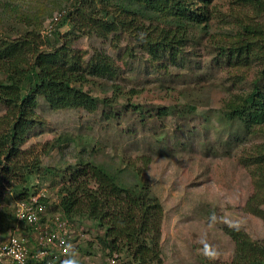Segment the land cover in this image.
Segmentation results:
<instances>
[{"label": "rangeland", "instance_id": "rangeland-1", "mask_svg": "<svg viewBox=\"0 0 264 264\" xmlns=\"http://www.w3.org/2000/svg\"><path fill=\"white\" fill-rule=\"evenodd\" d=\"M1 1L0 36L19 37L26 31V16L22 13V21H14L15 13H5ZM30 1L12 0V4L28 12ZM72 1L62 0L56 9L47 3L54 10L38 29L45 40L43 49L58 45L53 31L57 29L61 36L69 31L65 14ZM209 1L207 22L191 25V38L177 60L169 63L165 57L155 68L127 32H120L118 40L89 35L74 39L72 53L78 52L83 66L93 54L103 53L118 70L110 81L89 78L96 83L94 97L111 99L109 105L100 102L93 113L80 108L52 110L38 100V124L21 149L30 152L28 161L35 156L40 160L41 169L32 176L31 186L34 194L44 195L48 214L43 222L59 215L53 207L68 173L90 163L118 172L126 186L145 185L149 198L160 202L161 264H231L235 246L227 229L240 230L252 241L264 240V222L245 210L254 193V166L242 161L264 142V126L263 132H248L240 138L239 128L229 127L223 116L229 99L251 90L258 68L243 67L218 50L233 39L235 21L253 20V14L238 0ZM191 3L196 9L205 4L202 0ZM55 14H61L60 19L49 31ZM3 78L0 74V81ZM115 85L122 93L117 101L111 98ZM131 90L134 95L128 93ZM163 107H171V114L157 117L156 111ZM108 111L116 112L115 118L106 120ZM5 112L0 104V116ZM143 156L150 159L146 166L140 160ZM15 194L0 182V211L11 212ZM70 222L74 227L71 247L96 252L73 251L71 262L106 264L109 255L103 256L98 242L103 229L87 220ZM14 225L11 217L0 222V244ZM20 230L30 236L33 232L24 226Z\"/></svg>", "mask_w": 264, "mask_h": 264}, {"label": "trees", "instance_id": "trees-1", "mask_svg": "<svg viewBox=\"0 0 264 264\" xmlns=\"http://www.w3.org/2000/svg\"><path fill=\"white\" fill-rule=\"evenodd\" d=\"M61 1L31 0L28 12H22L12 0L1 1L5 13H15L14 21L21 22L23 14L27 19L26 31L19 37L0 36V74L4 77L0 81V104L6 107L0 116V182L3 187L12 188L16 200L27 201L34 194L31 179L41 169L39 158L28 161L30 152L21 149L26 135L38 124L35 111L39 98L52 110L80 108L89 113L95 112L100 102L111 103V99L100 101L94 97L96 83L92 84L89 78L110 81L117 75V66L103 53L93 54L83 66L78 52L72 53L74 39L89 35L118 40L120 32H127L155 68L165 57L169 63L177 60L191 38V25L207 22L210 2L202 0L203 8L196 9L192 0H73L66 13L69 31L64 36L57 29L53 31L58 45L43 49L45 40L38 29L54 10L47 3L56 9ZM238 1L252 12L253 20L235 21L233 39L218 50L243 67L249 69L254 64L258 68L251 90L233 96L224 108V121L229 127H238L242 138L248 132H263L264 126V0ZM84 86H88L85 91ZM113 88L111 98L117 101L122 93L117 85ZM128 93L135 94L133 90ZM170 111L171 107H163L155 114L162 118ZM106 114V120L116 116V112ZM252 152L242 160L245 165L254 166V193L245 210L264 222V142L254 146ZM140 160L144 166L150 162L145 156ZM68 174L53 207L55 214L68 222L87 220L102 228L104 234L98 242L103 256L115 255L122 264H161L163 208L159 201L149 198L145 185L126 186L118 172L90 163ZM41 202L46 204L45 198ZM10 217L13 220L7 208L0 211V222ZM225 233L235 246L231 264H264V240L252 241L237 229H227ZM71 244L74 245L73 239ZM76 246L68 264H76L70 259L73 251L86 252L90 248L82 250V246ZM88 251L89 255L96 253Z\"/></svg>", "mask_w": 264, "mask_h": 264}, {"label": "built area", "instance_id": "built-area-1", "mask_svg": "<svg viewBox=\"0 0 264 264\" xmlns=\"http://www.w3.org/2000/svg\"><path fill=\"white\" fill-rule=\"evenodd\" d=\"M60 16L61 14L53 16L48 26L49 31ZM42 198L44 195L38 193L32 194L27 201H14L11 212L15 225L11 227L6 240L0 244V264H68L72 250L71 239L74 236L73 226L61 218L60 214L50 223L43 222L48 211L41 202ZM21 226L33 228V236L20 230ZM87 264L98 263L90 261ZM106 264L122 263L114 255L107 259Z\"/></svg>", "mask_w": 264, "mask_h": 264}, {"label": "crops", "instance_id": "crops-1", "mask_svg": "<svg viewBox=\"0 0 264 264\" xmlns=\"http://www.w3.org/2000/svg\"><path fill=\"white\" fill-rule=\"evenodd\" d=\"M31 236H33V234L31 233ZM33 238V237H32ZM34 239V238H33Z\"/></svg>", "mask_w": 264, "mask_h": 264}]
</instances>
